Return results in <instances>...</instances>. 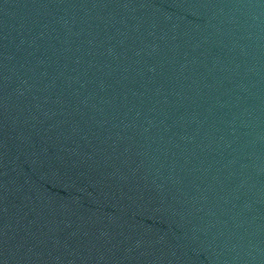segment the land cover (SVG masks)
Wrapping results in <instances>:
<instances>
[{
    "label": "water",
    "instance_id": "water-1",
    "mask_svg": "<svg viewBox=\"0 0 264 264\" xmlns=\"http://www.w3.org/2000/svg\"><path fill=\"white\" fill-rule=\"evenodd\" d=\"M0 264H264V0H0Z\"/></svg>",
    "mask_w": 264,
    "mask_h": 264
}]
</instances>
